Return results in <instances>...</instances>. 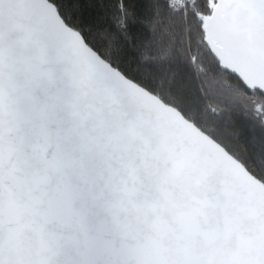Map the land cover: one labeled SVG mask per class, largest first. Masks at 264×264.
<instances>
[{
    "label": "snow or ice",
    "instance_id": "6c2138e0",
    "mask_svg": "<svg viewBox=\"0 0 264 264\" xmlns=\"http://www.w3.org/2000/svg\"><path fill=\"white\" fill-rule=\"evenodd\" d=\"M0 264H264V0H0Z\"/></svg>",
    "mask_w": 264,
    "mask_h": 264
}]
</instances>
